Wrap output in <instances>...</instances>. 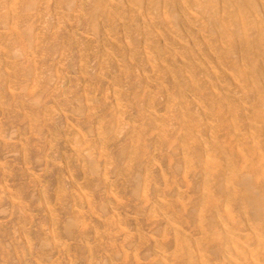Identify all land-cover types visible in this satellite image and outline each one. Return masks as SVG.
Wrapping results in <instances>:
<instances>
[{
	"label": "bare ground",
	"instance_id": "6f19581e",
	"mask_svg": "<svg viewBox=\"0 0 264 264\" xmlns=\"http://www.w3.org/2000/svg\"><path fill=\"white\" fill-rule=\"evenodd\" d=\"M0 264H264V0H0Z\"/></svg>",
	"mask_w": 264,
	"mask_h": 264
}]
</instances>
